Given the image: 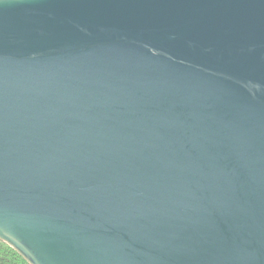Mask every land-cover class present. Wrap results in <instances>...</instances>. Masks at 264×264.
<instances>
[{
  "label": "water",
  "instance_id": "obj_1",
  "mask_svg": "<svg viewBox=\"0 0 264 264\" xmlns=\"http://www.w3.org/2000/svg\"><path fill=\"white\" fill-rule=\"evenodd\" d=\"M0 240L264 264V0H0Z\"/></svg>",
  "mask_w": 264,
  "mask_h": 264
},
{
  "label": "trees",
  "instance_id": "obj_2",
  "mask_svg": "<svg viewBox=\"0 0 264 264\" xmlns=\"http://www.w3.org/2000/svg\"><path fill=\"white\" fill-rule=\"evenodd\" d=\"M0 264H29L12 247L0 240Z\"/></svg>",
  "mask_w": 264,
  "mask_h": 264
}]
</instances>
